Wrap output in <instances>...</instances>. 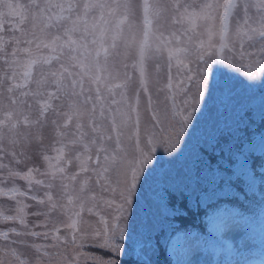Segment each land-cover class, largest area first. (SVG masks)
<instances>
[{
  "label": "snow or ice",
  "instance_id": "obj_1",
  "mask_svg": "<svg viewBox=\"0 0 264 264\" xmlns=\"http://www.w3.org/2000/svg\"><path fill=\"white\" fill-rule=\"evenodd\" d=\"M216 60L259 77L258 109ZM257 177L264 0H0V264H156L192 196L239 203Z\"/></svg>",
  "mask_w": 264,
  "mask_h": 264
},
{
  "label": "rangeland",
  "instance_id": "obj_2",
  "mask_svg": "<svg viewBox=\"0 0 264 264\" xmlns=\"http://www.w3.org/2000/svg\"><path fill=\"white\" fill-rule=\"evenodd\" d=\"M211 68L213 70H219L220 75L223 73H228L235 77H240L244 82L240 80L235 81V87L237 91L241 92L244 95H251L253 97V103L259 107L262 91L260 88L259 77L255 80H250L244 76L243 70L230 67L228 64L222 63L219 60L212 62ZM258 116V115H257ZM259 117V116H258ZM49 119H51V113H49ZM44 143L48 144L51 140V130L50 128H45L43 130ZM30 155L32 156V161L29 163V166L40 167L43 171L40 157L38 155V146L33 145L30 150ZM167 166V165H165ZM20 170L25 171L26 168L21 165ZM37 179L42 177L36 176ZM17 184L21 189H27V184L23 180H17ZM10 186V185H9ZM35 191L31 194L37 196H43V193L46 189L42 186L34 185ZM55 194V193H54ZM215 196H207L202 201H208L214 199ZM196 198L192 196V199ZM30 207L27 209L28 212H35L41 210L38 208L34 201L28 199L25 201ZM14 205V202L11 201L8 197H0V207L8 208L9 206ZM7 214H12L11 212ZM103 214V213H102ZM29 222H35L38 219L43 220V217L29 216ZM58 219H63L58 217ZM85 219L91 220L95 223L99 217L93 215L89 216L85 213ZM9 226L13 225L10 221L0 220V228L6 229ZM175 227V223L172 218H169L163 225L164 235L160 243L162 245L166 244V241L169 239V236ZM232 231H228L229 229ZM42 230V229H37ZM213 231L221 238L222 240H231L233 242L232 251H227L223 242L218 240L210 241V248L208 250L204 249V244L201 240V236L198 234L188 235L183 239H180L179 245L173 249L172 254L176 257V261L179 264H261V261H264V235L258 231L253 223L245 222L238 213H236L234 208H228L224 213L214 219L213 221ZM63 234V230L61 232ZM213 241V242H212ZM245 241L249 242L247 249H243L242 245ZM86 254L95 253L97 256H103L104 253L99 252L95 249H85ZM215 255L219 257L215 260ZM158 255L153 259L156 260ZM137 253H130L128 256L124 257V264H135L137 263ZM84 258H82L83 264Z\"/></svg>",
  "mask_w": 264,
  "mask_h": 264
},
{
  "label": "trees",
  "instance_id": "obj_3",
  "mask_svg": "<svg viewBox=\"0 0 264 264\" xmlns=\"http://www.w3.org/2000/svg\"><path fill=\"white\" fill-rule=\"evenodd\" d=\"M257 125L259 124V117H256ZM253 183V184H252ZM251 186L246 190L248 192V199L246 200L240 193H235L239 196L240 202L231 201L233 193H229L227 190L225 193H220L215 196L214 199L208 201H202L207 196L201 194L199 202L196 198H190L188 203V209L180 214L179 217L174 218L175 227L173 228L169 239L166 244L162 245L160 243V252L155 260L156 264H179L177 263L175 257L171 254V247L176 245V239L180 236H185L187 234H194L196 232L202 233L206 236H213V230L210 228V223L213 217L220 214L221 210L226 206L236 207L243 213H247V217L250 219L252 214L264 209V192H262L261 185L262 181L256 178L254 184L250 181ZM223 198L225 200L220 201L217 205V198ZM179 203V201H178ZM243 204V206H242ZM211 205V206H210ZM214 235L213 238H215ZM169 247V249H168ZM137 264V263H135Z\"/></svg>",
  "mask_w": 264,
  "mask_h": 264
}]
</instances>
